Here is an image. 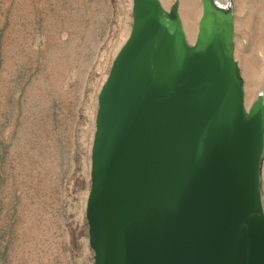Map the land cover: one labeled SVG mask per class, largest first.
<instances>
[{
  "label": "water",
  "instance_id": "1",
  "mask_svg": "<svg viewBox=\"0 0 264 264\" xmlns=\"http://www.w3.org/2000/svg\"><path fill=\"white\" fill-rule=\"evenodd\" d=\"M133 0L99 93L86 215L94 264H264V92L249 107L232 0Z\"/></svg>",
  "mask_w": 264,
  "mask_h": 264
},
{
  "label": "rangeland",
  "instance_id": "2",
  "mask_svg": "<svg viewBox=\"0 0 264 264\" xmlns=\"http://www.w3.org/2000/svg\"><path fill=\"white\" fill-rule=\"evenodd\" d=\"M60 2L0 0V264L95 261L86 208L99 93L131 33L133 0H83L82 15ZM232 2L253 102L264 92V0ZM179 10L193 43L203 1ZM261 186L264 203V151Z\"/></svg>",
  "mask_w": 264,
  "mask_h": 264
},
{
  "label": "bare ground",
  "instance_id": "3",
  "mask_svg": "<svg viewBox=\"0 0 264 264\" xmlns=\"http://www.w3.org/2000/svg\"><path fill=\"white\" fill-rule=\"evenodd\" d=\"M61 0H54V2L55 3H61L60 2ZM64 1V0H63ZM72 1V3H74V4H76L77 5V7H78V13H80L81 15L82 14H84L85 12H86V10L88 9V8H90L89 6H88V4L87 5H85L84 3L82 4V2H83V0H75V2H73L74 0H71ZM228 0H219V2H221V3H223V2H227ZM57 7V6H56ZM76 7V8H77ZM192 5L191 6H187V9H185V11H186V14H188V15H191V11H192ZM90 10V9H89ZM189 10V11H188ZM258 18L259 19H262L263 18V13L262 12H260L259 14H258ZM74 21V20H73ZM260 23H261V21H260ZM258 26V25H257ZM258 31L260 32V34H261V31H260V29H258ZM258 31H257V33H258ZM189 33H190V35H191V33H192V30L190 29L189 30ZM234 39H235V36H234ZM76 41V40H75ZM73 46H74V44H71V45H69L68 47H67V52H68V56H69V58H72V55H71V50H74V48H73ZM261 50V49H260ZM77 51V50H76ZM84 51H86V47H84ZM91 51H93L92 49H91ZM78 52H82V47H79V50H78ZM242 53V52H241ZM237 55V57L238 58H240V56H239V51H237V48H236V40H235V56ZM237 57H236V59H237ZM240 66L242 67V70H243V72L244 73H246V75L248 74V79H247V81H246V84H245V100H246V105H247V107H249L250 105H251V103H252V87H251V78L249 77V74H250V72L251 73H253L254 74V69H249V68H247V64H246V62L243 60V59H241L240 60ZM249 70H250V72H249ZM34 76V75H33ZM66 84V83H65ZM254 101V100H253Z\"/></svg>",
  "mask_w": 264,
  "mask_h": 264
}]
</instances>
